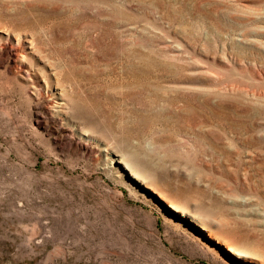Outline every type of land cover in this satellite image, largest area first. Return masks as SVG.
<instances>
[{"label": "rangeland", "instance_id": "1", "mask_svg": "<svg viewBox=\"0 0 264 264\" xmlns=\"http://www.w3.org/2000/svg\"><path fill=\"white\" fill-rule=\"evenodd\" d=\"M259 260L264 0H0V264Z\"/></svg>", "mask_w": 264, "mask_h": 264}, {"label": "bare ground", "instance_id": "2", "mask_svg": "<svg viewBox=\"0 0 264 264\" xmlns=\"http://www.w3.org/2000/svg\"><path fill=\"white\" fill-rule=\"evenodd\" d=\"M25 42L30 44V46H28L29 49H32V48L34 49L35 44L32 42V40H30V38H26ZM52 68L54 69L52 71V74L56 78V84L53 88L49 87L51 89V100L49 99V101H48L49 108L52 110L53 113H56L58 115L61 114L65 117H67L69 110L73 109V107H74V101H73L72 95L70 96V94H68L64 84L60 82V77H59L61 74L60 70H58L54 67H52ZM57 89H59V90H57ZM75 129H77V128H75ZM100 150L102 152H108L109 147L101 146ZM115 162L117 164H119L121 166V168H123L127 177L133 178L135 181H138L141 185L145 186L146 188L151 189L156 194V196L161 201L165 202L167 207H169V209L173 210L177 215L183 216V217H189V220L197 223L199 225V227L206 233V235L209 238L215 240V242L217 244L223 246L225 248V250L227 251V253L231 257L236 258V259H243L245 261H251L250 260L251 258H249V257H251L250 251L242 249L238 245L233 244L232 242H229L225 238L220 237V236L212 233L205 224L195 221L194 214L191 213L187 207H185L184 205H182L180 203L178 204V203L174 202L173 200H170L168 198V196H166V194H164L163 192H161L159 190L152 188L148 182L143 181L141 179V175L138 173L137 169L133 165L129 164V162L125 159L124 156H120V155L116 154ZM259 261L261 262V264H264V262L262 260H259Z\"/></svg>", "mask_w": 264, "mask_h": 264}, {"label": "water", "instance_id": "3", "mask_svg": "<svg viewBox=\"0 0 264 264\" xmlns=\"http://www.w3.org/2000/svg\"><path fill=\"white\" fill-rule=\"evenodd\" d=\"M156 199H157V198H156ZM157 200H158V199H157ZM158 201H159V200H158ZM159 202H160V204L163 206L164 210L170 211V210L168 209V207L166 206L165 203H163V202H161V201H159ZM195 228L199 229L198 225H197V226L195 225ZM199 230H200V229H199ZM208 239H209V238H208ZM211 242H212L215 246H217L218 248H220V250H221L223 253L227 254V252H226V250L224 249L223 246L218 245V244L215 243L213 240H211Z\"/></svg>", "mask_w": 264, "mask_h": 264}]
</instances>
